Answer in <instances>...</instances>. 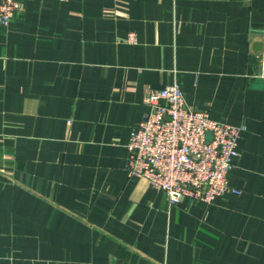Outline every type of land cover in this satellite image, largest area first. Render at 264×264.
I'll return each instance as SVG.
<instances>
[{
  "label": "crops",
  "instance_id": "obj_1",
  "mask_svg": "<svg viewBox=\"0 0 264 264\" xmlns=\"http://www.w3.org/2000/svg\"><path fill=\"white\" fill-rule=\"evenodd\" d=\"M20 1L0 26V264H264V0ZM172 83L246 126L239 194L170 204L130 175L147 90Z\"/></svg>",
  "mask_w": 264,
  "mask_h": 264
},
{
  "label": "built area",
  "instance_id": "obj_2",
  "mask_svg": "<svg viewBox=\"0 0 264 264\" xmlns=\"http://www.w3.org/2000/svg\"><path fill=\"white\" fill-rule=\"evenodd\" d=\"M21 8L20 0H0V26H9ZM127 41L137 42V35L130 32ZM145 103L149 110L132 129L128 143L131 176L147 178L170 204L185 197L212 203L241 192L229 184L228 176L246 126L194 109L177 83L148 88Z\"/></svg>",
  "mask_w": 264,
  "mask_h": 264
},
{
  "label": "water",
  "instance_id": "obj_3",
  "mask_svg": "<svg viewBox=\"0 0 264 264\" xmlns=\"http://www.w3.org/2000/svg\"><path fill=\"white\" fill-rule=\"evenodd\" d=\"M264 49V41L263 40H256L254 43V51L260 52Z\"/></svg>",
  "mask_w": 264,
  "mask_h": 264
}]
</instances>
